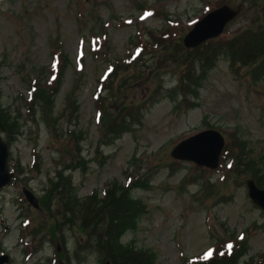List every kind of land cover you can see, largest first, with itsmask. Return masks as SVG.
<instances>
[{
  "label": "rangeland",
  "instance_id": "1",
  "mask_svg": "<svg viewBox=\"0 0 264 264\" xmlns=\"http://www.w3.org/2000/svg\"><path fill=\"white\" fill-rule=\"evenodd\" d=\"M223 4L241 13L218 37L222 46L264 29V0H0V101L17 130L10 139L16 177L0 191V250L13 253V264H72L69 256L73 264H102L99 230L93 235L80 220L58 224L59 185L75 210L92 193L99 206L108 189L114 196L124 189L132 217L124 246L149 251L155 264H196L191 260L214 248L215 255L233 251L242 264L252 257L264 264V211L246 185L253 177L264 187V68L258 71L259 61L231 67L218 55L193 97L182 99L177 90L192 57L185 34ZM56 62L66 72L60 83L52 80ZM122 64L126 70L117 72ZM52 82L48 88L59 83L54 98L38 92L46 109L30 101L33 86L37 93ZM73 95L78 110L68 105ZM120 112L131 123L104 145V123ZM208 128L221 130L228 143L218 169L171 156L177 143ZM241 147L246 156L237 164ZM24 189L46 208L29 203L26 215ZM76 239L100 252L76 257Z\"/></svg>",
  "mask_w": 264,
  "mask_h": 264
},
{
  "label": "trees",
  "instance_id": "2",
  "mask_svg": "<svg viewBox=\"0 0 264 264\" xmlns=\"http://www.w3.org/2000/svg\"><path fill=\"white\" fill-rule=\"evenodd\" d=\"M228 49L231 54V57L234 61H240L245 63H250L256 61L259 57L264 56V30L258 32H246L243 38H234L232 40H228L225 46H222L218 43H206L192 51L189 52L192 58V65L189 68V73L185 74L181 79L183 84H193L195 83V79L192 78L194 69L197 70V63L200 64L202 71L205 70L206 66L213 60L214 56L218 52L223 51L224 49ZM198 82V79L196 80ZM131 122L130 116L126 115L124 117V123L122 124L124 128V124L126 127L129 126ZM0 125L6 128V122L2 117V113L0 110ZM244 155H239L237 157V161H240V158ZM254 160V159H251ZM246 163H244L245 165ZM248 172H254V170H250ZM124 193H126L124 191ZM124 195V194H123ZM114 196L109 193L108 196L103 200L102 204L97 206L95 203L88 205L90 208L91 216H87L89 221L86 220L84 223H88L92 226L93 230L96 232H101L103 234L102 239L104 249L108 248V241L113 242L114 238L117 243V238L120 235L121 228L130 224L132 221L131 208H129L125 204V195ZM104 211V213H102ZM106 211V213H105ZM127 214L129 215L126 220ZM91 222V223H90ZM104 231H101V228H104ZM119 243V241H118ZM110 257L113 258L116 264H155L154 260L151 256L145 254L144 252H139L134 250L131 247H124V254L122 251H110ZM151 257V259L149 258ZM237 255L233 253L232 255H224L217 258H212L207 261L206 264H235L237 262Z\"/></svg>",
  "mask_w": 264,
  "mask_h": 264
},
{
  "label": "water",
  "instance_id": "3",
  "mask_svg": "<svg viewBox=\"0 0 264 264\" xmlns=\"http://www.w3.org/2000/svg\"><path fill=\"white\" fill-rule=\"evenodd\" d=\"M236 15L237 11L227 5L210 12L198 21L195 28L186 36V45L196 46L208 38L219 35ZM223 146V136L218 131L207 130L181 142L174 148L172 154L177 158L194 160L198 164L215 168L218 166ZM7 158L8 145L0 137V187L8 184L12 177V173H9ZM248 185L251 196L264 207V190L258 188L253 180H249ZM27 196L37 204V200L30 192H27ZM6 260L0 257V264Z\"/></svg>",
  "mask_w": 264,
  "mask_h": 264
},
{
  "label": "snow or ice",
  "instance_id": "4",
  "mask_svg": "<svg viewBox=\"0 0 264 264\" xmlns=\"http://www.w3.org/2000/svg\"><path fill=\"white\" fill-rule=\"evenodd\" d=\"M229 247H230V246H229ZM207 255H209V256H210V255H211V253H208Z\"/></svg>",
  "mask_w": 264,
  "mask_h": 264
}]
</instances>
